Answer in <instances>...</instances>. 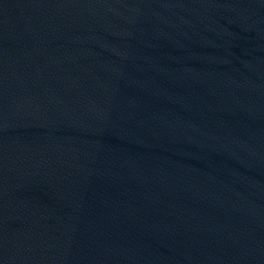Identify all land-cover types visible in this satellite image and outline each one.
Listing matches in <instances>:
<instances>
[{"label":"water","instance_id":"obj_1","mask_svg":"<svg viewBox=\"0 0 264 264\" xmlns=\"http://www.w3.org/2000/svg\"><path fill=\"white\" fill-rule=\"evenodd\" d=\"M0 264H264V0H0Z\"/></svg>","mask_w":264,"mask_h":264}]
</instances>
